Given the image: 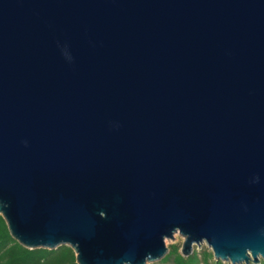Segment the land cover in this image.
<instances>
[{
  "label": "water",
  "instance_id": "water-1",
  "mask_svg": "<svg viewBox=\"0 0 264 264\" xmlns=\"http://www.w3.org/2000/svg\"><path fill=\"white\" fill-rule=\"evenodd\" d=\"M0 214L78 264L264 260V0H0Z\"/></svg>",
  "mask_w": 264,
  "mask_h": 264
},
{
  "label": "trees",
  "instance_id": "trees-1",
  "mask_svg": "<svg viewBox=\"0 0 264 264\" xmlns=\"http://www.w3.org/2000/svg\"><path fill=\"white\" fill-rule=\"evenodd\" d=\"M0 264H78L74 249L62 246L57 249H29L13 238L5 218L0 214ZM159 264H229L216 260L208 248L194 249L189 256L181 253L180 245L170 247L169 253ZM264 264V260L259 263Z\"/></svg>",
  "mask_w": 264,
  "mask_h": 264
},
{
  "label": "rangeland",
  "instance_id": "rangeland-1",
  "mask_svg": "<svg viewBox=\"0 0 264 264\" xmlns=\"http://www.w3.org/2000/svg\"><path fill=\"white\" fill-rule=\"evenodd\" d=\"M184 242V238L181 234H176L174 239H171L169 242H167V246L170 250V247L173 245H180L182 247ZM204 248H208L210 250V248L208 247V245L206 243L201 244L200 246H195L194 249H199L202 250ZM161 261H157V262H153V263H148V264H159ZM230 264V263H229Z\"/></svg>",
  "mask_w": 264,
  "mask_h": 264
},
{
  "label": "bare ground",
  "instance_id": "bare-ground-1",
  "mask_svg": "<svg viewBox=\"0 0 264 264\" xmlns=\"http://www.w3.org/2000/svg\"><path fill=\"white\" fill-rule=\"evenodd\" d=\"M171 239H169V238H166L165 239V241H166V244H167V242H169Z\"/></svg>",
  "mask_w": 264,
  "mask_h": 264
}]
</instances>
